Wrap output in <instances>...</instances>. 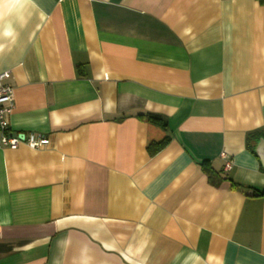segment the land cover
Here are the masks:
<instances>
[{
	"label": "crops",
	"instance_id": "0c3cea01",
	"mask_svg": "<svg viewBox=\"0 0 264 264\" xmlns=\"http://www.w3.org/2000/svg\"><path fill=\"white\" fill-rule=\"evenodd\" d=\"M5 71L0 264H264V4L0 0Z\"/></svg>",
	"mask_w": 264,
	"mask_h": 264
},
{
	"label": "built area",
	"instance_id": "2783aa9c",
	"mask_svg": "<svg viewBox=\"0 0 264 264\" xmlns=\"http://www.w3.org/2000/svg\"><path fill=\"white\" fill-rule=\"evenodd\" d=\"M8 72H0V146L16 148L19 145H25L30 149H42L49 144V140L41 135L28 133H14L9 127V117L14 109L13 89L4 83L8 77ZM220 157L225 160L224 169L229 170L232 166L231 161L227 159L225 153Z\"/></svg>",
	"mask_w": 264,
	"mask_h": 264
},
{
	"label": "trees",
	"instance_id": "16d2710c",
	"mask_svg": "<svg viewBox=\"0 0 264 264\" xmlns=\"http://www.w3.org/2000/svg\"><path fill=\"white\" fill-rule=\"evenodd\" d=\"M260 4H264V0H257ZM146 119L151 122L152 124H155L157 126H159L162 130L166 131L167 130V123L166 121L158 116V115H146ZM259 138H263L264 139V131H257V132H251L248 133L246 136V146L247 149L250 152H253L254 149V145L255 142L259 139ZM169 142V137L165 136L162 140L158 141V142H151L148 143L146 150L149 153L150 156H153L155 154H157L160 150H162L167 143ZM202 169L203 171L209 175L211 170L209 167H207V165L205 163L202 164ZM262 193V192H261Z\"/></svg>",
	"mask_w": 264,
	"mask_h": 264
},
{
	"label": "water",
	"instance_id": "95a60500",
	"mask_svg": "<svg viewBox=\"0 0 264 264\" xmlns=\"http://www.w3.org/2000/svg\"><path fill=\"white\" fill-rule=\"evenodd\" d=\"M253 151L256 154V156L258 157L260 164H261V167L264 170V139L263 138H259L255 142V146H254Z\"/></svg>",
	"mask_w": 264,
	"mask_h": 264
}]
</instances>
